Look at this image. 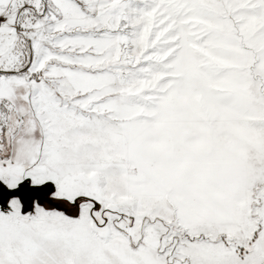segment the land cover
<instances>
[{"label":"snow or ice","instance_id":"obj_1","mask_svg":"<svg viewBox=\"0 0 264 264\" xmlns=\"http://www.w3.org/2000/svg\"><path fill=\"white\" fill-rule=\"evenodd\" d=\"M0 264H264V0H0Z\"/></svg>","mask_w":264,"mask_h":264}]
</instances>
